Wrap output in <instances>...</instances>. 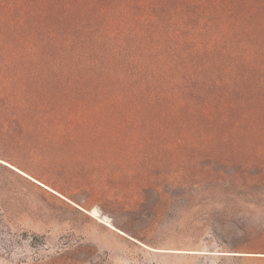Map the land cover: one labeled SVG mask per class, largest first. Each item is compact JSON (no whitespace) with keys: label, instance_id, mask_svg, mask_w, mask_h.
I'll return each instance as SVG.
<instances>
[{"label":"trees","instance_id":"1","mask_svg":"<svg viewBox=\"0 0 264 264\" xmlns=\"http://www.w3.org/2000/svg\"><path fill=\"white\" fill-rule=\"evenodd\" d=\"M0 140L142 192V150L204 153L264 192V0H0Z\"/></svg>","mask_w":264,"mask_h":264},{"label":"rangeland","instance_id":"2","mask_svg":"<svg viewBox=\"0 0 264 264\" xmlns=\"http://www.w3.org/2000/svg\"><path fill=\"white\" fill-rule=\"evenodd\" d=\"M74 155L26 163L0 140V264H264L251 254L264 192L233 187L213 155L142 150L155 188L144 192Z\"/></svg>","mask_w":264,"mask_h":264},{"label":"snow or ice","instance_id":"3","mask_svg":"<svg viewBox=\"0 0 264 264\" xmlns=\"http://www.w3.org/2000/svg\"><path fill=\"white\" fill-rule=\"evenodd\" d=\"M0 163H2V162H0Z\"/></svg>","mask_w":264,"mask_h":264}]
</instances>
